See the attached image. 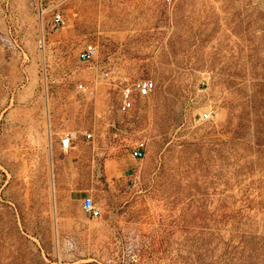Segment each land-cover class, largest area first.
<instances>
[{
	"label": "rangeland",
	"instance_id": "obj_1",
	"mask_svg": "<svg viewBox=\"0 0 264 264\" xmlns=\"http://www.w3.org/2000/svg\"><path fill=\"white\" fill-rule=\"evenodd\" d=\"M239 219L264 243V0H0V264H228Z\"/></svg>",
	"mask_w": 264,
	"mask_h": 264
},
{
	"label": "built area",
	"instance_id": "obj_2",
	"mask_svg": "<svg viewBox=\"0 0 264 264\" xmlns=\"http://www.w3.org/2000/svg\"><path fill=\"white\" fill-rule=\"evenodd\" d=\"M53 27L62 29L68 24V17L62 11L54 12L53 14ZM101 42L99 40H92L86 43L78 52V60L81 63H91L99 59L101 54ZM110 77L108 70H103L98 73V79L106 80ZM156 89V84L152 79H144L134 83H124L121 89V99L119 110L122 113L129 112L137 98H146L152 94ZM80 92H86L87 87L82 83L79 85ZM92 95L94 92L92 91ZM210 113H204L201 117L202 120H209ZM86 139L94 142L96 134L94 131L85 133ZM61 146L64 150H69L74 147V141L70 135L61 138ZM146 142L139 140L132 148V156L134 159L141 160L145 157ZM84 211L93 218H100L102 216V208L95 202L92 196H88L83 200Z\"/></svg>",
	"mask_w": 264,
	"mask_h": 264
},
{
	"label": "trees",
	"instance_id": "obj_3",
	"mask_svg": "<svg viewBox=\"0 0 264 264\" xmlns=\"http://www.w3.org/2000/svg\"><path fill=\"white\" fill-rule=\"evenodd\" d=\"M234 220L229 219L228 222H234ZM249 221L239 219L235 221L239 225L232 223L237 228L229 230L224 254L228 264H264V243L259 240L257 233L251 231L253 225ZM244 226L248 229L243 230Z\"/></svg>",
	"mask_w": 264,
	"mask_h": 264
},
{
	"label": "crops",
	"instance_id": "obj_4",
	"mask_svg": "<svg viewBox=\"0 0 264 264\" xmlns=\"http://www.w3.org/2000/svg\"><path fill=\"white\" fill-rule=\"evenodd\" d=\"M66 135H70L74 141V147L72 149L69 150H64L61 146V138L66 136ZM78 138L80 137H76V135H72L70 133H64L63 135H59V137H50V141H49V147L51 152L55 155L57 154H61V153H70L73 155H78L80 156L82 153V142L81 140H79ZM78 139V140H77ZM131 164H134L131 161Z\"/></svg>",
	"mask_w": 264,
	"mask_h": 264
}]
</instances>
